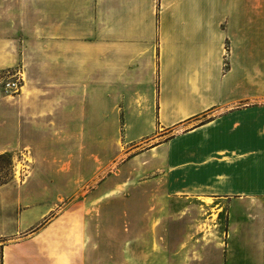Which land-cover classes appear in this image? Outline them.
<instances>
[{"label": "crops", "instance_id": "0c3cea01", "mask_svg": "<svg viewBox=\"0 0 264 264\" xmlns=\"http://www.w3.org/2000/svg\"><path fill=\"white\" fill-rule=\"evenodd\" d=\"M7 71L22 81L0 87V154L31 160L0 185L2 264H90L46 258L61 215L28 173L61 152L73 173L77 129L106 150L109 114L169 212L196 211L189 260L264 264V0H0ZM46 217L43 250L5 241Z\"/></svg>", "mask_w": 264, "mask_h": 264}, {"label": "rangeland", "instance_id": "374dc122", "mask_svg": "<svg viewBox=\"0 0 264 264\" xmlns=\"http://www.w3.org/2000/svg\"><path fill=\"white\" fill-rule=\"evenodd\" d=\"M16 76L10 71L0 73L1 89L4 80ZM120 132V123L109 114L106 150L104 144L101 151L94 138L79 140L77 129L73 173L68 174V158L62 152L52 159L41 158L38 164L44 172L28 173L43 180L46 187L41 191L54 197L53 212L61 215L42 238L46 258L68 260L75 253L76 260L90 264H199L194 252L193 259H188V248L195 245L196 211L180 215L181 208L175 206L177 212H169L161 181L153 179L154 174L143 167L144 161L132 160V144L124 142ZM23 157L0 154V185L13 174L19 182L21 168H25ZM69 183L73 186L68 187ZM6 197L3 203L8 205ZM47 218L27 233L5 241L43 250L35 236ZM29 256L44 257L34 251Z\"/></svg>", "mask_w": 264, "mask_h": 264}, {"label": "built area", "instance_id": "2783aa9c", "mask_svg": "<svg viewBox=\"0 0 264 264\" xmlns=\"http://www.w3.org/2000/svg\"><path fill=\"white\" fill-rule=\"evenodd\" d=\"M22 79L19 76L13 79L4 80L2 83V89L10 94H15L18 92Z\"/></svg>", "mask_w": 264, "mask_h": 264}, {"label": "trees", "instance_id": "16d2710c", "mask_svg": "<svg viewBox=\"0 0 264 264\" xmlns=\"http://www.w3.org/2000/svg\"><path fill=\"white\" fill-rule=\"evenodd\" d=\"M0 264H2V246L0 245Z\"/></svg>", "mask_w": 264, "mask_h": 264}]
</instances>
